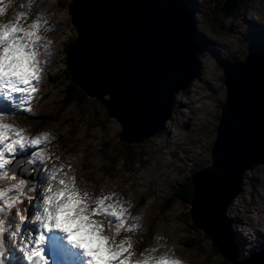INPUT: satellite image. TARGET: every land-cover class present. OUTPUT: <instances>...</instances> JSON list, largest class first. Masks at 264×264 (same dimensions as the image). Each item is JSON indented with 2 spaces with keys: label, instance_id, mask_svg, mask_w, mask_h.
Returning a JSON list of instances; mask_svg holds the SVG:
<instances>
[{
  "label": "rangeland",
  "instance_id": "374dc122",
  "mask_svg": "<svg viewBox=\"0 0 264 264\" xmlns=\"http://www.w3.org/2000/svg\"><path fill=\"white\" fill-rule=\"evenodd\" d=\"M73 1L0 0V7L5 8L0 23L13 21L14 16L25 9L24 13L31 19L42 18L48 22L41 23L39 32L43 39L37 48L40 57L38 90L26 103L32 111L3 115L9 124L24 128L26 136H41L43 139L47 134V138L41 145L18 153L16 159L31 157L32 152H39L45 158L47 165L37 161L32 166L39 169L31 176L34 183L46 174L47 168L50 173L53 169H62L57 174L58 179L75 177V184L81 192L97 189L100 184L103 193L115 192L116 199L121 197V190L131 184L119 180V176L130 181L134 179L137 183L139 179L135 178L142 175L145 184L154 188L146 186L140 191L143 193H136L133 185L130 187L132 194L127 191L128 199L122 200V203H128L129 207L124 206L138 230L122 233L117 238L131 239L136 254L134 258H140L138 254L143 250L155 247L158 251L153 255H167L182 264H231L218 252L206 232L192 226L191 204L178 200L170 210H166V206L177 196L178 190H183V185L191 181L196 170L212 161L211 147L227 91L224 65L230 60L244 59L250 52V45L257 49L264 45V0H239L228 17L217 10L210 13L211 0L189 1L201 48L200 77L177 95L172 118L165 129L133 146L121 142L122 125L117 118L108 115L97 99L90 98L69 106L64 103L70 83L65 71L68 48L77 37L70 13ZM220 4L222 7L223 0L216 7ZM206 100L211 103L208 105ZM191 106L199 108L196 111L199 120L195 119L197 116ZM151 178L156 179L157 185H151ZM47 183L59 187L50 178ZM100 194L90 193L93 197ZM137 205L136 209L146 216L143 220L133 219L136 216L133 207ZM131 210L133 213L129 212ZM236 213L238 217L234 219L232 214ZM228 216L233 220V232L237 227L238 238L243 242L240 259L264 249V165L247 172L243 191L234 200ZM192 243L196 245L192 247Z\"/></svg>",
  "mask_w": 264,
  "mask_h": 264
},
{
  "label": "water",
  "instance_id": "95a60500",
  "mask_svg": "<svg viewBox=\"0 0 264 264\" xmlns=\"http://www.w3.org/2000/svg\"><path fill=\"white\" fill-rule=\"evenodd\" d=\"M238 2L223 0L221 11L230 16ZM70 13L77 32L67 60L73 81L118 119L122 143L134 145L159 135L172 118L177 95L200 77L201 48L193 9L184 0H74ZM250 55L251 51L244 59L224 65L227 91L216 128V138L224 137L235 115L234 84L243 79L247 133L241 154L221 175L220 189L211 201L202 195L197 175L212 166L216 147L211 150V163L192 175L193 223L213 239L231 264H264V249L239 258L233 220L228 216L243 191L247 172L264 165V79L259 57L243 65ZM145 90L152 94L156 108L152 118L132 132L127 121L128 95Z\"/></svg>",
  "mask_w": 264,
  "mask_h": 264
},
{
  "label": "snow or ice",
  "instance_id": "6c2138e0",
  "mask_svg": "<svg viewBox=\"0 0 264 264\" xmlns=\"http://www.w3.org/2000/svg\"><path fill=\"white\" fill-rule=\"evenodd\" d=\"M3 15L5 8L0 7V16ZM42 22L48 23L20 12L13 21L0 23V264H182L167 255H153L158 251L155 247L143 250L138 254L140 258H134L131 239L117 240L122 233L137 231L138 225L126 223L128 209L115 199V192L93 197L77 188L75 177L58 179L57 174L62 169H53L50 174L41 175L39 181L47 184L50 178L59 187L47 185V191L38 195L35 203L28 195L42 186L30 177L39 171L32 166L37 161L42 164L44 158L39 152H32L31 157L24 159L16 157L26 148L41 145L47 134L43 139L26 136L24 129L4 123L3 115L32 111L26 103L37 93L40 81L37 48L43 39L39 34ZM250 51L248 62L243 65L259 57L264 79V45L259 49L250 45ZM155 108L150 92L129 94V130L135 132L139 125L150 120ZM233 109L232 123L224 137L218 134L212 146V152L217 148L214 163L206 172L197 175L202 195L209 201L220 189L221 175L240 156L247 133L243 79L234 84ZM25 201L28 205L22 210ZM13 212L14 215L6 218Z\"/></svg>",
  "mask_w": 264,
  "mask_h": 264
},
{
  "label": "bare ground",
  "instance_id": "6f19581e",
  "mask_svg": "<svg viewBox=\"0 0 264 264\" xmlns=\"http://www.w3.org/2000/svg\"><path fill=\"white\" fill-rule=\"evenodd\" d=\"M20 8H22V7H20ZM30 8V7H29ZM24 10V9H23ZM25 11H27L26 9H25ZM24 11V12H25ZM18 12H20L19 10H18ZM22 12V11H21ZM15 17V16H14ZM261 25H262V22H261ZM69 53H70V51L68 52V56H69ZM40 57L38 56V59H39ZM40 60V59H39ZM67 60H68V57H67ZM202 62H204L203 61V59L201 60V64H202ZM53 77V76H52ZM17 99H19V97L17 98ZM199 101V100H198ZM207 101V104L209 105L211 102L209 101V100H206ZM210 102V103H209ZM192 110H193V114L194 115H198V114H196V111L198 112V110H199V108H197L196 106H191L190 107ZM189 108V109H190ZM202 110H204V108L202 109ZM201 110V111H202ZM41 111V110H40ZM207 111H208V108H207ZM201 114V113H200ZM204 114H206L205 113V111H204ZM43 115V114H42ZM38 116V115H37ZM199 116V115H198ZM198 116L195 118V119H197V120H199V118H198ZM111 117V116H110ZM115 118V117H114ZM201 120H203L204 118L203 117H201L200 118ZM118 120V119H117ZM22 129H24V128H22ZM24 134H25V132H24ZM167 161V160H166ZM158 162V161H157ZM44 164L45 165H47V162L45 161V158H44ZM165 164H168V163H165ZM163 165H164V163H163ZM170 165V164H169ZM54 166L55 165H53V168H54ZM47 172H46V174L45 175H48V174H50V169L49 168H47ZM149 170V169H148ZM158 170V169H157ZM254 170V169H253ZM160 173V172H159ZM163 175V174H162ZM153 177H155V176H153ZM30 179L34 182V178H32V177H30ZM121 179V181H123V182H126V181H129V182H131V184L127 187V188H125L124 190H121V197L120 198H118L117 200H120L121 202H122V200H124L125 199V201L128 199L126 196H128V194H127V191H128V193H131V188L130 187H132L133 185L135 186V192L136 193H138V192H140V191H142L141 189L143 188V187H146V186H148V185H146L145 183V180L143 179V177H142V175L141 176H137L135 179H139L138 181H137V183L136 182H134L133 180H127V178L126 177H123V176H119V180ZM119 180H117V181H119ZM36 181V180H35ZM96 181H97V179H96ZM97 183V182H96ZM100 183V182H99ZM48 185H52L53 187H55L53 184H49V183H47ZM157 185V181H156V179L155 178H151V185ZM79 186H80V184H78ZM92 186V185H91ZM94 186H95V184H94ZM99 187V188H98ZM98 187L96 186V188L97 189H89L88 190V192H90V193H93V195L95 194V195H98V193L99 192H101L102 194H100V195H104L105 193H103V188H102V186L100 185V184H98ZM149 188H154L153 186H148ZM159 187V186H158ZM159 191H161V190H159ZM140 193H143V192H140ZM109 194V193H108ZM132 194V193H131ZM116 199V198H115ZM124 205H127L128 207H129V205H128V203L127 204H124ZM150 205V204H149ZM133 206V205H132ZM136 207H138V205L137 206H134L133 207V210L134 211H136V216L135 217H139V219L138 220H143L145 217H144V212H142L141 210H139L138 208L136 209ZM140 208V207H139ZM131 209H132V207H131ZM133 210H131V211H129V212H131V213H133L132 211ZM146 212V211H145ZM146 215V214H145ZM133 216V215H132ZM128 220L126 221V223L128 224V225H132V224H134V221L132 220V217H131V215L128 213ZM134 217V216H133ZM232 217L235 219V218H237L238 217V213H236V214H232ZM147 219V218H146ZM145 219V220H146ZM139 222V221H138ZM137 223V222H136ZM238 229H237V227H235L234 228V235H235V241H236V244H237V246L238 247H240V245H242V243L243 242H241L240 240H239V238H238ZM159 237V236H158ZM153 238H157V237H153ZM155 241V240H154ZM161 244V243H160ZM241 250V249H240ZM240 253H242L241 251H240ZM156 255H158V254H156ZM241 255V254H240Z\"/></svg>",
  "mask_w": 264,
  "mask_h": 264
},
{
  "label": "trees",
  "instance_id": "16d2710c",
  "mask_svg": "<svg viewBox=\"0 0 264 264\" xmlns=\"http://www.w3.org/2000/svg\"><path fill=\"white\" fill-rule=\"evenodd\" d=\"M187 3H192L191 0H186ZM218 5V3L215 2V0H211V3H210V10L209 12L210 13H213L217 11H219L223 16H225L223 14V12L221 11V4L219 5V7H216ZM213 21V19H212ZM74 44V43H73ZM72 44V45H73ZM71 45V47H72ZM71 47L68 48V52L70 51ZM241 59L239 58V60H233L234 62L235 61H240ZM232 60L229 61V63H231ZM66 71V76L68 77L69 79V85L68 87L66 88L67 89V98H66V101L64 102L66 106H69L70 104L72 103H83L85 100H88L90 99L87 94L73 81L72 77L70 76L69 72H68V69L65 70ZM107 111V110H106ZM127 145V144H125ZM133 146V145H132ZM127 147H130V146H127ZM191 181H189L186 185H183V190H178L177 192V196L175 198H173L172 202L168 204V206H166V210H170L171 207L173 206V204L180 200V201H183L184 203H187V204H191L192 202V198H193V192H194V188H193V185H192V177L190 179ZM195 229H197L196 225L193 223L192 225ZM192 247L193 245H196L194 243L190 244ZM219 252V250H218ZM220 253V252H219Z\"/></svg>",
  "mask_w": 264,
  "mask_h": 264
}]
</instances>
